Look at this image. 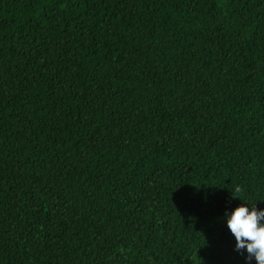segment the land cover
Segmentation results:
<instances>
[{"label": "trees", "instance_id": "obj_1", "mask_svg": "<svg viewBox=\"0 0 264 264\" xmlns=\"http://www.w3.org/2000/svg\"><path fill=\"white\" fill-rule=\"evenodd\" d=\"M244 204L264 0H0V264H247Z\"/></svg>", "mask_w": 264, "mask_h": 264}, {"label": "clouds", "instance_id": "obj_2", "mask_svg": "<svg viewBox=\"0 0 264 264\" xmlns=\"http://www.w3.org/2000/svg\"><path fill=\"white\" fill-rule=\"evenodd\" d=\"M224 218L235 238V250L246 254L247 264H253V261L254 264H264V209L244 204L226 211Z\"/></svg>", "mask_w": 264, "mask_h": 264}]
</instances>
